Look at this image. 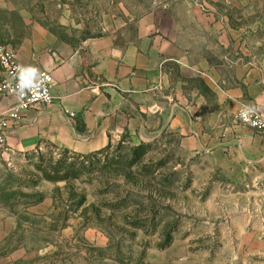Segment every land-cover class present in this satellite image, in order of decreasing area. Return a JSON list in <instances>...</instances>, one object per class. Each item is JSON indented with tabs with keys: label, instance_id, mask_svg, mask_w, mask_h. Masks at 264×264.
<instances>
[{
	"label": "rangeland",
	"instance_id": "374dc122",
	"mask_svg": "<svg viewBox=\"0 0 264 264\" xmlns=\"http://www.w3.org/2000/svg\"><path fill=\"white\" fill-rule=\"evenodd\" d=\"M189 2L0 0V46L18 53L48 34L71 50L102 37L125 45L141 19ZM261 213L250 189L173 133L89 156L48 145L0 156V264H264Z\"/></svg>",
	"mask_w": 264,
	"mask_h": 264
},
{
	"label": "crops",
	"instance_id": "0c3cea01",
	"mask_svg": "<svg viewBox=\"0 0 264 264\" xmlns=\"http://www.w3.org/2000/svg\"><path fill=\"white\" fill-rule=\"evenodd\" d=\"M198 2L161 6V21L141 19L138 41L125 45L102 37L71 50L52 34L23 45L19 61L53 75L57 100L9 123L3 155L48 145L89 156L173 133L185 153L264 202V140L237 120L246 106L264 113V0ZM19 103L0 97V112Z\"/></svg>",
	"mask_w": 264,
	"mask_h": 264
},
{
	"label": "built area",
	"instance_id": "2783aa9c",
	"mask_svg": "<svg viewBox=\"0 0 264 264\" xmlns=\"http://www.w3.org/2000/svg\"><path fill=\"white\" fill-rule=\"evenodd\" d=\"M0 97H15L19 105L8 111L0 112V155L8 151L5 130L9 123L16 122L20 114L41 104L53 106L56 97L53 92V75L22 64L15 50L0 46ZM264 85V80H263ZM64 115L73 120L77 115L64 110ZM238 122L258 134L264 140V113L253 107H243L237 116Z\"/></svg>",
	"mask_w": 264,
	"mask_h": 264
}]
</instances>
